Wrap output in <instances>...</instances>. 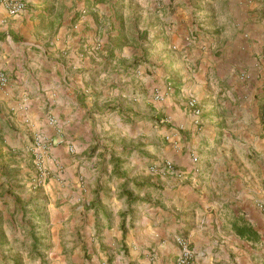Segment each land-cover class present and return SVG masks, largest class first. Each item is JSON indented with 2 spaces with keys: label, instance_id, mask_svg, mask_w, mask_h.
<instances>
[{
  "label": "crops",
  "instance_id": "0c3cea01",
  "mask_svg": "<svg viewBox=\"0 0 264 264\" xmlns=\"http://www.w3.org/2000/svg\"><path fill=\"white\" fill-rule=\"evenodd\" d=\"M20 1L12 15L0 0V264L10 253L30 264H177L179 236L195 264H264V0H167L140 31L155 57L146 49L132 70L138 40L109 32L110 0ZM133 121L182 127L157 163L171 159L183 177L132 169ZM37 133L53 141V176L33 191ZM244 220L257 238L235 231Z\"/></svg>",
  "mask_w": 264,
  "mask_h": 264
},
{
  "label": "rangeland",
  "instance_id": "374dc122",
  "mask_svg": "<svg viewBox=\"0 0 264 264\" xmlns=\"http://www.w3.org/2000/svg\"><path fill=\"white\" fill-rule=\"evenodd\" d=\"M110 5H111L110 6L111 9L115 8L116 10L117 17L115 16L113 17L114 18L113 22H116L117 28L113 30H109V32L111 33L112 31L114 32L116 31V34H117V31H119L118 34L116 35V37H118L119 39L117 41H122V42L131 41L134 43V41L138 40V46H137L138 50H135L137 55L135 56V58L133 57L131 61H127L125 64H127V67L131 66L130 68L131 70L136 69V68L140 69L141 67L139 66L143 65V62H145L143 61L144 55H148L145 53V50L148 49L150 54L154 52L153 57H155V53H156V50L154 48L155 44L152 43V40H148L149 34L147 35L148 37L146 39L145 38L142 39V37L140 36V31L143 27H146L148 29H150V27L154 28L151 26V24L155 20V17H156L155 15L157 11L161 9L157 7V3L155 0H110ZM60 17H62V15H60ZM152 30L153 29H151V32ZM139 40H142V46H140ZM146 40H148V46L144 47L143 45H146ZM122 48L123 46L121 48H117L114 46L113 50L116 49L118 50V52H122ZM150 54L148 56H150ZM110 68L111 70H113V72H117V71L120 72L119 70L123 69V67L119 66L117 63L115 64V67L113 66V63H110ZM100 86H103V84ZM168 86L173 88L172 84L171 85L169 84ZM171 91L172 90H167L168 93H171ZM159 102L163 103L164 101H159ZM115 117L116 115L114 113H111L108 118V122L112 121L114 123H117L115 120ZM135 119H138L137 121L141 120L140 118H135ZM102 121L106 122V120L104 119H102ZM136 123L137 122L133 121L130 126V129H131L130 131L133 133L132 141L129 143V146L131 148L130 151L132 154L131 155L132 156L131 167L133 169L137 165H139L140 172L141 171L143 172L142 175H144L145 178H148L150 177V175L147 174V172L150 171L151 165L160 161L157 158L158 154L159 153L163 154L165 152L164 148L166 145L170 144L171 146H173L171 139H168V136H172L171 134L174 133L176 128L172 127L169 131L165 129L166 132L164 133L162 132V130L164 129L162 128L161 123H159L160 125H157V127L155 126V124L151 126H148V125L141 126ZM111 131H114V133H116L117 135L122 134V133H128L127 129H125L123 126L120 127L117 125L115 126V128L111 129ZM38 134L39 133H37L36 135ZM179 134L181 135L183 134L182 130L181 131L179 130ZM154 135H157V137L161 136L159 138V142L154 141V138H152L154 137ZM33 144H34V141H33ZM52 144H53V141L51 139L50 147L52 146ZM120 147H121V144L117 142V143H114L111 148L112 149L115 148L116 151H119L121 150ZM172 148L174 149L175 147L173 146ZM35 173H36V170L34 167V172L31 173L32 174L31 176L27 175L26 181L29 182L32 176L35 175ZM52 176H53V173L51 172L50 178ZM132 176H134V174H132ZM39 189L33 190V191H38ZM12 255L13 256H11V253L5 255L4 264H16L17 262H12V261L17 256L18 258L22 259V264H30L27 258L25 257V255L23 254H21L20 256L15 255V254H12Z\"/></svg>",
  "mask_w": 264,
  "mask_h": 264
},
{
  "label": "built area",
  "instance_id": "2783aa9c",
  "mask_svg": "<svg viewBox=\"0 0 264 264\" xmlns=\"http://www.w3.org/2000/svg\"><path fill=\"white\" fill-rule=\"evenodd\" d=\"M157 3V7L160 9L170 5V2L167 0H155ZM7 9L9 10L10 14L16 15L21 13L25 8L26 4L20 0H4ZM8 84V76L5 72L0 71V86H6ZM168 90H172V87L168 86ZM168 94V92H166ZM154 96L157 101H164L166 98V94L161 92L159 89H155ZM188 106L191 112L196 116L194 120V124L197 127L201 125V118L200 115L202 113V109L199 103V100L191 96L188 101ZM262 121L264 123V105L262 109ZM49 123L55 126H58L59 121L54 117L51 116L49 118ZM179 130H182V127H178L175 129L172 136H168V139H171V142L175 148H179L178 144L180 142L179 138L177 137L179 134ZM51 145V139L49 136L38 134L34 138V144L32 146V155H33V163L36 170L35 175L32 176L30 179V188L32 190H37L44 186L48 179L51 176V172L46 167L45 158L49 147ZM192 159L194 162L199 161L198 155L193 154ZM150 172L156 175H165L171 174L175 177L181 178L184 174L179 171L175 163L171 159H165L162 163H155L151 165ZM264 207V205H263ZM177 242L179 245V255L177 259V264H195V251L191 246V242L188 238L184 236H179L177 238Z\"/></svg>",
  "mask_w": 264,
  "mask_h": 264
},
{
  "label": "trees",
  "instance_id": "16d2710c",
  "mask_svg": "<svg viewBox=\"0 0 264 264\" xmlns=\"http://www.w3.org/2000/svg\"><path fill=\"white\" fill-rule=\"evenodd\" d=\"M234 228H235V231L247 238V239H252V238H257V233L255 230H253V228L251 227V225H249L247 222L244 221H240V222H237L233 224Z\"/></svg>",
  "mask_w": 264,
  "mask_h": 264
}]
</instances>
